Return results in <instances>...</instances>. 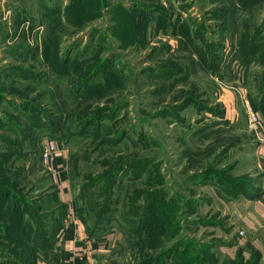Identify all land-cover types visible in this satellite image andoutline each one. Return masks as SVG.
Listing matches in <instances>:
<instances>
[{"label":"rangeland","instance_id":"1","mask_svg":"<svg viewBox=\"0 0 264 264\" xmlns=\"http://www.w3.org/2000/svg\"><path fill=\"white\" fill-rule=\"evenodd\" d=\"M262 130L264 0H0V264L69 221L88 264H262L228 248Z\"/></svg>","mask_w":264,"mask_h":264},{"label":"crops","instance_id":"2","mask_svg":"<svg viewBox=\"0 0 264 264\" xmlns=\"http://www.w3.org/2000/svg\"><path fill=\"white\" fill-rule=\"evenodd\" d=\"M259 142L255 148L259 161V168L264 175V131H260ZM62 172V171H61ZM258 185V186H257ZM68 180L65 178V187ZM59 198L62 202L69 204V211L72 210L68 198V191H63ZM232 203L240 204L241 213L233 212L231 221L233 231H236L237 241L229 244L230 257L234 258L237 251H241L245 261L250 260L251 255L258 253L259 261L264 264V181H259L254 189L248 194H240ZM74 211V210H73ZM72 211V212H73ZM241 229L243 235L237 234ZM80 227L75 222L67 224L66 230L58 243V251L49 248L50 256L44 254L45 258L36 255L31 264H83L82 251H85L83 240L80 238ZM108 236L99 240L100 247L107 249ZM234 254V255H233ZM28 261V260H27Z\"/></svg>","mask_w":264,"mask_h":264},{"label":"built area","instance_id":"3","mask_svg":"<svg viewBox=\"0 0 264 264\" xmlns=\"http://www.w3.org/2000/svg\"><path fill=\"white\" fill-rule=\"evenodd\" d=\"M255 123H258V118L255 117L254 119ZM44 152H43V157L44 160L47 161L48 163H52L54 161V158L57 156L58 153L63 152L64 147L61 143L54 141L52 139H48L47 141L44 142ZM83 264H88L87 262L89 261L88 258H84Z\"/></svg>","mask_w":264,"mask_h":264},{"label":"trees","instance_id":"4","mask_svg":"<svg viewBox=\"0 0 264 264\" xmlns=\"http://www.w3.org/2000/svg\"><path fill=\"white\" fill-rule=\"evenodd\" d=\"M92 186H93V184H92V185H89L88 187H92ZM250 191H251V190H250ZM250 191L247 192V193H246V191H243L242 193H243V194H248V193H250ZM46 249H47V248H46ZM45 254H46V253H45ZM258 259H259V257L257 258V261H258Z\"/></svg>","mask_w":264,"mask_h":264}]
</instances>
